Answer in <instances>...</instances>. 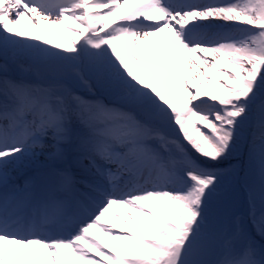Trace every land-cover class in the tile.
I'll use <instances>...</instances> for the list:
<instances>
[{
	"label": "snow or ice",
	"instance_id": "snow-or-ice-1",
	"mask_svg": "<svg viewBox=\"0 0 264 264\" xmlns=\"http://www.w3.org/2000/svg\"><path fill=\"white\" fill-rule=\"evenodd\" d=\"M0 264H264V0H0Z\"/></svg>",
	"mask_w": 264,
	"mask_h": 264
},
{
	"label": "bare ground",
	"instance_id": "bare-ground-1",
	"mask_svg": "<svg viewBox=\"0 0 264 264\" xmlns=\"http://www.w3.org/2000/svg\"><path fill=\"white\" fill-rule=\"evenodd\" d=\"M30 27V26H29ZM33 33L39 32L40 34L44 35L45 38L50 39L53 43H64L66 42V35L61 33L59 29L53 28L50 25H41L40 29H31ZM157 40L160 42V46L163 47L164 40L163 37H157ZM156 50H153L152 57L155 59ZM169 69H171V65H169ZM190 73L187 71V69L184 70V76H188ZM209 76H211V73H208ZM202 83V81H201ZM116 212H119L123 214V211L119 208L114 209ZM108 216V214H106ZM109 219L111 217L109 216ZM97 238L100 239L102 243H106L104 237H102L99 233H96ZM71 259V257H70Z\"/></svg>",
	"mask_w": 264,
	"mask_h": 264
}]
</instances>
